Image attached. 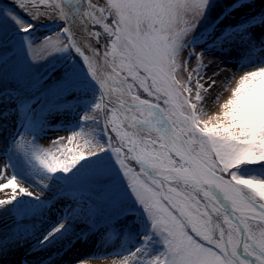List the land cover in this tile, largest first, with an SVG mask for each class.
I'll list each match as a JSON object with an SVG mask.
<instances>
[{
	"label": "snow or ice",
	"instance_id": "6c2138e0",
	"mask_svg": "<svg viewBox=\"0 0 264 264\" xmlns=\"http://www.w3.org/2000/svg\"><path fill=\"white\" fill-rule=\"evenodd\" d=\"M53 17L56 40L37 37ZM233 81L222 104L223 92L206 100ZM205 103L219 110L208 115ZM72 112L80 120L63 130L69 143L89 137L87 155L65 137L40 143ZM10 119L23 134L5 143L0 164V176L13 170L0 189L14 190L0 199V251L23 242L36 264H63L76 241L104 229L135 234L115 254L128 264H264L257 0H0V128ZM16 160L39 194L16 191ZM36 217H47L40 228Z\"/></svg>",
	"mask_w": 264,
	"mask_h": 264
},
{
	"label": "rangeland",
	"instance_id": "374dc122",
	"mask_svg": "<svg viewBox=\"0 0 264 264\" xmlns=\"http://www.w3.org/2000/svg\"><path fill=\"white\" fill-rule=\"evenodd\" d=\"M93 2L100 4L102 0H93ZM257 2H258V7L260 5L264 6V0H257ZM40 23L43 26L38 28L35 35L37 37L42 36V35H52L53 42H54L56 40L55 33L59 31L61 27V22L55 20V18L53 17L52 20L42 19ZM192 67H195L194 61L192 62ZM88 99H91L90 95L88 97H82L79 103L82 105L84 101ZM77 111L82 115V112H83L82 108L78 109ZM97 115L101 117V123H103L102 114L97 113ZM56 119L58 120L57 127H60L61 130L47 133V135L43 139L40 140V143L45 148H48L51 145V142L55 140L57 137H65L66 139L62 143H64L68 148H76L78 152L82 151L84 152L85 155H87L88 152L92 150V146L85 144V140L89 139V137L78 136L75 141L69 143L67 138L71 136V132L63 130L64 127L72 128L80 120V115H78L77 112H72L67 115H61L60 117ZM203 119H206V117L204 116ZM14 123L15 122L10 119L7 122H4L3 127L0 128V164L7 161V156L5 154V143L8 142L10 144L11 138L15 136L17 132H20L21 134H23V130L18 125L14 127ZM89 126H91V122H89ZM17 138L19 139V137ZM72 154L73 153H68L67 151H65L63 158H69L70 155ZM14 170L16 174L19 176L17 180V188H16L17 192L19 190V187H28L30 191H33L39 194V188L35 186L36 181L30 180L25 175L23 164L21 161L19 160L14 161ZM12 171L13 170L11 168H8L3 173V175L0 176V183H6L7 178L8 179L10 178ZM13 191L14 190L11 187L7 189H0V199L10 198L13 194ZM18 198L28 199L27 197H18ZM58 207H61V206L58 205ZM55 214H56V209H53L52 217L50 218H54ZM45 219H47V217H36L35 220L32 222L36 224L37 228H40L42 226L41 222ZM7 226H11L10 220H8ZM118 236H120L122 240H125V241L127 240V244L129 246L132 245V243L137 242L134 233L129 235L127 233L120 232V231L113 233L111 231L101 229L97 233L90 234L86 240L76 241L72 249L63 256V264H74L77 258H72L71 256L72 253H70L72 250L77 251V253H79V250H80L82 257H87L88 255H86L85 252L87 251L88 246L90 248V246H96L99 241H103V240L109 241V240L115 239ZM23 244H24L23 242L18 244L23 249L14 250L15 252L13 254L14 256H17V257L13 258V261L10 262L9 264H36V260H35L36 249L29 247V249L26 250ZM13 246H16V245H12V247ZM8 247H5L4 250H6ZM0 253H4V251H0ZM41 254H45V253H41ZM87 254L89 253L87 252Z\"/></svg>",
	"mask_w": 264,
	"mask_h": 264
},
{
	"label": "bare ground",
	"instance_id": "6f19581e",
	"mask_svg": "<svg viewBox=\"0 0 264 264\" xmlns=\"http://www.w3.org/2000/svg\"><path fill=\"white\" fill-rule=\"evenodd\" d=\"M76 31L79 32V25H77ZM213 59L212 57H207L206 60H211ZM237 61L232 60L230 61V63L228 65H226L228 72L229 73H235L236 78L238 79L240 75L243 74V72L239 69V67H233V65H236ZM194 65H195V61H194ZM245 70H255V69H245ZM212 69H208V74L211 75ZM226 79L225 76H221L217 79V85H220L224 82V80ZM235 86V81H233L230 85H229V90L228 91H224L223 89H221L220 87H216L214 91L211 92V96H207L206 95V100H211L212 98H214L218 93L223 92V95L220 97V101L219 104H222L224 102V100L230 95V90L232 87ZM207 87V85H206ZM219 104H209V103H205L204 107L208 110V115H213L215 114L218 110H219ZM206 119L208 118V116H205ZM7 176V175H6ZM8 179V178H7ZM30 187V186H29ZM137 242L132 243V245H128L127 244V240H122L120 236L116 237L115 239L106 241H99L98 244L96 246H88L87 251L85 252L86 255H88L87 257H85L86 259H88L89 264H128L127 261H125V258L123 256H119V255H115L116 253L119 252H124L127 251V249L134 247V245ZM24 248L26 250L29 249V244H23ZM23 248H21L19 245L16 246H9L6 250H2L4 251V253H0V264H9L10 262L13 261V258H16L17 256H14V250H22ZM87 252L89 254H87ZM70 253L72 258H81V251L79 250V253H77V251H71Z\"/></svg>",
	"mask_w": 264,
	"mask_h": 264
}]
</instances>
